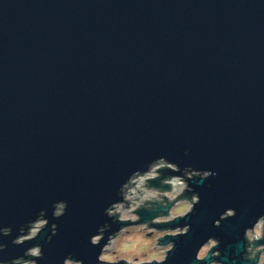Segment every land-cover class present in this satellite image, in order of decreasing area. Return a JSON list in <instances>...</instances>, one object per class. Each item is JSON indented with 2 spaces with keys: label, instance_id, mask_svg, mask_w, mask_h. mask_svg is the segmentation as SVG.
I'll return each mask as SVG.
<instances>
[{
  "label": "water",
  "instance_id": "obj_1",
  "mask_svg": "<svg viewBox=\"0 0 264 264\" xmlns=\"http://www.w3.org/2000/svg\"><path fill=\"white\" fill-rule=\"evenodd\" d=\"M161 157L219 174L192 183L202 203L168 264L209 236L244 264V229L264 215V0H0V258L24 254L12 240L47 209L39 264H97L104 210ZM227 208L236 219L215 228Z\"/></svg>",
  "mask_w": 264,
  "mask_h": 264
},
{
  "label": "clouds",
  "instance_id": "obj_2",
  "mask_svg": "<svg viewBox=\"0 0 264 264\" xmlns=\"http://www.w3.org/2000/svg\"><path fill=\"white\" fill-rule=\"evenodd\" d=\"M218 175L193 167L182 169L178 163L165 157L154 159L131 173L120 186L117 198L104 210L103 215L108 220L99 225L89 238L91 246L100 248L97 264H168L173 253L180 254L179 238L189 237L192 232L191 224L180 226V222L198 215L197 206L202 203L200 193L192 187V183L199 181L204 184ZM207 187L212 188L213 185L208 184ZM69 207L66 200L53 203L52 217L55 220L64 218ZM142 212L154 215L145 220ZM237 215L236 208L225 209L214 221V227L221 228L225 222L236 219ZM47 216V209L41 210L35 219L20 226L12 245L31 246L19 258H0V264H39L45 259L43 245L36 241L49 228ZM114 225H119L118 230H113ZM58 235L59 225L51 223V234L46 243L51 244ZM11 236L13 228L0 227V237ZM79 243L83 244V241ZM223 247L221 238L209 236L199 246L191 264H237V256L226 257ZM236 247L240 253V244ZM7 249V244L0 243V253ZM78 257L79 253L73 252L64 258L63 264H85ZM242 261L244 264H264V215L250 221L244 229Z\"/></svg>",
  "mask_w": 264,
  "mask_h": 264
}]
</instances>
